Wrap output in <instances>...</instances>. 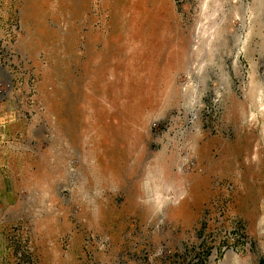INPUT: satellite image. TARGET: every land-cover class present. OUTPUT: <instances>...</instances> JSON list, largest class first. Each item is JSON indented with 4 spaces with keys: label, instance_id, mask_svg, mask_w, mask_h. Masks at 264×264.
Returning a JSON list of instances; mask_svg holds the SVG:
<instances>
[{
    "label": "rangeland",
    "instance_id": "374dc122",
    "mask_svg": "<svg viewBox=\"0 0 264 264\" xmlns=\"http://www.w3.org/2000/svg\"><path fill=\"white\" fill-rule=\"evenodd\" d=\"M0 190V264H264V0H0Z\"/></svg>",
    "mask_w": 264,
    "mask_h": 264
},
{
    "label": "built area",
    "instance_id": "2783aa9c",
    "mask_svg": "<svg viewBox=\"0 0 264 264\" xmlns=\"http://www.w3.org/2000/svg\"><path fill=\"white\" fill-rule=\"evenodd\" d=\"M7 147V143L3 144ZM131 215L126 218H130ZM162 225V214L156 212L155 210L151 211L144 220L137 222L134 226L131 227V230H128L129 235H125L127 239L121 241L120 251L116 254L118 257L113 261L108 263V261H101L96 264H157L156 256L161 252V256L165 257L167 261L164 264H171L172 251L168 247H162L158 249L156 253L157 243L150 248V244L153 242L151 238L158 234V229ZM72 235V234H70ZM92 235L84 232L83 239L79 242L80 246L78 251L74 252V246L78 243L76 240L73 241V237H70V242L68 247L64 246L60 250V264H93V240ZM58 243V242H57ZM75 243V244H74ZM100 245L97 249H100L103 253H107L109 245L107 243L106 237H101L99 239ZM69 246H72L69 247ZM30 249V248H29ZM164 252V255L162 254ZM27 253L24 251L23 255ZM79 257V258H78ZM191 263H196V260L191 261Z\"/></svg>",
    "mask_w": 264,
    "mask_h": 264
},
{
    "label": "crops",
    "instance_id": "0c3cea01",
    "mask_svg": "<svg viewBox=\"0 0 264 264\" xmlns=\"http://www.w3.org/2000/svg\"><path fill=\"white\" fill-rule=\"evenodd\" d=\"M4 192V194H6V197H7V195H8V193L6 192V190L5 191H3ZM0 193L1 194H3L2 192H1V190H0ZM4 203H5V205H4ZM13 205V202H11V200L10 201H6V198H2V200L0 199V205H3V206H5V208L4 209H7V205ZM13 209H12V211H11V214L13 213ZM4 214H6V212H3ZM6 216L8 217V216H10V215H8V214H6ZM1 217V216H0Z\"/></svg>",
    "mask_w": 264,
    "mask_h": 264
}]
</instances>
